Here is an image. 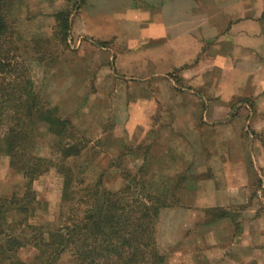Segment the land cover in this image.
<instances>
[{
	"label": "rangeland",
	"instance_id": "rangeland-1",
	"mask_svg": "<svg viewBox=\"0 0 264 264\" xmlns=\"http://www.w3.org/2000/svg\"><path fill=\"white\" fill-rule=\"evenodd\" d=\"M78 1L10 0L7 18L16 36L15 44L11 45L13 54L19 61H25L26 66L28 62L35 90L56 107L60 117L70 121L73 136L85 146L79 156L66 160L72 172H83L85 183L101 174L105 187L117 189L126 182V172L134 173L143 167L148 178L151 176L149 182L159 189L179 180V203L183 201L191 207V191L200 180L210 178L217 168L223 167L222 161L213 159V147L205 139L221 135L228 128L232 155L243 158L249 173V198L227 210L202 209L198 220L202 226L195 229L199 235L209 227L206 222L226 214L235 223V229L229 232H239L241 220L264 215V158L259 159L257 148L251 145L256 139L264 149V131H251L245 123L249 112L242 110L243 103L252 104L251 99L230 97L233 110L229 118L217 128L214 124L206 128L204 118L209 116L208 107L217 100L216 91H210L208 84L188 85L178 69L169 72L170 79L166 77L171 80L169 90H159L155 77L125 78L113 69L109 42L98 45L88 36L73 35L79 11L90 5L83 0L80 7L76 6ZM60 11L70 13L71 29L66 41L58 33L55 15ZM107 46L108 49L102 48ZM191 104L199 111L193 122L190 113L177 112ZM128 121L130 127L126 125ZM35 138L33 153L42 156L54 153L49 148L54 137L44 127L39 128ZM140 165L143 166L138 168ZM27 181L22 172L9 166L8 157L0 154V199L16 194L14 203H4L0 229L24 241L29 240L37 226L52 229L62 222L57 216L62 188L60 173L52 167L34 180L38 200L31 201L25 209L22 196L31 191L25 188ZM182 196H186L185 200H181ZM178 206L163 207L158 214L156 240L164 256L162 264H177L173 252L181 247L180 243L170 242L166 237L170 236L169 220L172 232L181 223L177 213L174 216L169 213ZM35 252V248L26 244L15 252V257L28 262ZM57 264H72V259L65 254Z\"/></svg>",
	"mask_w": 264,
	"mask_h": 264
},
{
	"label": "crops",
	"instance_id": "crops-1",
	"mask_svg": "<svg viewBox=\"0 0 264 264\" xmlns=\"http://www.w3.org/2000/svg\"><path fill=\"white\" fill-rule=\"evenodd\" d=\"M88 1L73 35L109 42L116 72L125 78L155 77L159 90H169V72L178 69L188 85L208 84L216 91L217 100L204 118L206 128L229 118L230 97L241 96L252 102L242 104L249 112L245 123L251 131H264V0ZM177 112L190 113L192 122L199 114L195 104ZM228 134L225 128L205 139L223 167L193 187L191 207L181 201L169 212L181 221L172 232L169 220L170 236L166 234L170 242L180 243L173 252L177 264H264L263 214L241 220L239 232H229L235 223L228 215L206 222L209 227L199 235L195 229L202 209L227 210L249 198V173L243 158L232 155ZM251 143L264 158L260 141Z\"/></svg>",
	"mask_w": 264,
	"mask_h": 264
},
{
	"label": "trees",
	"instance_id": "trees-1",
	"mask_svg": "<svg viewBox=\"0 0 264 264\" xmlns=\"http://www.w3.org/2000/svg\"><path fill=\"white\" fill-rule=\"evenodd\" d=\"M82 2L75 5L80 7ZM10 3L0 0V154L28 180L25 188L31 191L22 196L25 209L38 200L34 180L52 167L60 173L57 216L62 222L52 229L37 226L28 241L0 229V264H57L65 254L70 255L72 264H162L164 256L156 240L157 218L161 208L180 205L179 180L159 189L149 182L151 176L148 178V171L140 165L142 168L134 173L124 174L126 182L121 187L109 189L103 185L101 174L85 183L83 172H72L66 160L79 156L85 146L73 136L70 121L60 117L56 107L35 90L28 62L26 66L13 54L11 45L16 36L8 25ZM55 16L58 33L66 41L70 13L60 11ZM89 39L98 45L105 43ZM40 127L54 137L49 147L54 149L51 156L33 153ZM15 195L0 199V216L5 213L4 203H14ZM223 216L226 214L215 218ZM26 244L36 250L28 262L15 257Z\"/></svg>",
	"mask_w": 264,
	"mask_h": 264
}]
</instances>
